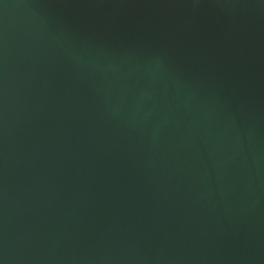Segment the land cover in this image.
Masks as SVG:
<instances>
[{"label": "water", "instance_id": "95a60500", "mask_svg": "<svg viewBox=\"0 0 264 264\" xmlns=\"http://www.w3.org/2000/svg\"><path fill=\"white\" fill-rule=\"evenodd\" d=\"M0 264H264V0H0Z\"/></svg>", "mask_w": 264, "mask_h": 264}]
</instances>
